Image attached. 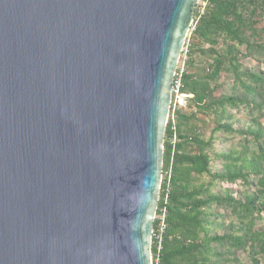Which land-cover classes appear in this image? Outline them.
Here are the masks:
<instances>
[{
	"label": "water",
	"instance_id": "95a60500",
	"mask_svg": "<svg viewBox=\"0 0 264 264\" xmlns=\"http://www.w3.org/2000/svg\"><path fill=\"white\" fill-rule=\"evenodd\" d=\"M199 1L0 0V264H153Z\"/></svg>",
	"mask_w": 264,
	"mask_h": 264
},
{
	"label": "trees",
	"instance_id": "16d2710c",
	"mask_svg": "<svg viewBox=\"0 0 264 264\" xmlns=\"http://www.w3.org/2000/svg\"><path fill=\"white\" fill-rule=\"evenodd\" d=\"M197 17L198 6L183 76V92L193 98L187 110L177 112L175 126L169 120L165 133L157 213L165 207L167 214L159 264H234L241 251H249L252 264H264V231L257 229L264 214V0H210L204 15ZM196 55L212 61L202 73L191 74ZM222 74L232 77V86L217 96ZM241 113L248 123L236 129ZM206 123L213 124L208 138ZM235 137L239 150H215L216 140ZM204 176L210 184L199 183ZM215 183H240L244 192H238L239 198L231 188L213 193ZM227 219L231 222L225 227ZM157 229L155 221L154 233ZM157 250L153 239L154 258Z\"/></svg>",
	"mask_w": 264,
	"mask_h": 264
},
{
	"label": "rangeland",
	"instance_id": "374dc122",
	"mask_svg": "<svg viewBox=\"0 0 264 264\" xmlns=\"http://www.w3.org/2000/svg\"><path fill=\"white\" fill-rule=\"evenodd\" d=\"M192 36L193 35H191L189 40L187 41V46H188L187 49L188 50L190 48V45L192 44V40H193ZM261 39H262L261 41L264 42V35L261 36ZM205 47L208 48V46H205ZM242 51H243V53H245L244 49H242ZM187 53H188V51H187ZM187 61H188V55L185 56L184 54H182L180 64H184V62H186V64H187ZM211 61L212 60L209 58H203L199 55H196L194 58V67L189 68V73H191V74L202 73L203 70L205 68H207V64L211 63ZM243 62L249 64V66L253 65V63L250 62V59H244ZM185 68L187 71L186 65H185ZM218 83L220 85V89L216 92L217 96L224 94V93H227L231 89L232 77L228 74H222ZM182 109L187 110L188 105L186 108H182ZM235 119L238 121V123H236L234 125L236 129L238 127L241 128L242 126H246L248 123V119L246 118L244 113L237 115ZM201 120H202V122H204L207 119L204 117H201ZM262 123L264 125V119H262ZM206 124L207 125L205 126V128H203L204 129L203 131H204L205 137L208 138V137H210V133H211V130L213 128V124L212 123H206ZM198 125L201 126L200 124H198ZM220 137H222V136L220 135ZM222 139H224V137H222ZM238 143H239V137H235V140H233V141L223 142V143L221 141L216 140V142L214 144V148H215V150H217L219 152L226 153V152H228V150H231L232 148H236V150H239V147H237ZM215 166L217 167V170H221L220 163H216ZM163 178H164V175H163ZM210 181L211 180L208 176H204L203 178H201L199 183L210 184ZM229 188H231L233 191L237 192V194H236V192L234 193V196H236L237 198H239L238 192H240V191L244 192V191H242L244 187H242L240 183H238L237 185H234V186H231V185L226 184V183H222V184L215 183V186L212 187V191H213V193H222V190L225 191V190H228ZM253 193L254 192H252L251 194H253ZM230 222H231V219L225 220L224 221L225 227H227ZM257 229L264 231V214H262V219L257 221ZM223 232L224 231H222V230L219 231L220 234H223ZM237 257H238V261L234 264H252L249 251H243V252L241 251L237 254Z\"/></svg>",
	"mask_w": 264,
	"mask_h": 264
},
{
	"label": "built area",
	"instance_id": "2783aa9c",
	"mask_svg": "<svg viewBox=\"0 0 264 264\" xmlns=\"http://www.w3.org/2000/svg\"><path fill=\"white\" fill-rule=\"evenodd\" d=\"M209 3H210V0H200L199 1L197 5L198 6V17H197L198 20L204 15L207 7L209 6ZM195 27H196V24H195V18H194L193 25L191 27V30L189 32L188 38L186 40V43H185V46L182 52V54H184L185 56L187 55V51H188L187 41L189 40L190 36L195 30ZM185 65H186V62H184V64H180V61H179L177 71L174 77V85H173L172 94H171V108H170V116H169V120L171 119L173 126H175L176 124L177 112L180 111L182 108H186L189 100L193 98L192 95H188L183 92V89H184L183 76L186 73ZM173 128L175 129V127ZM170 176H171L170 173L166 174L167 181H169ZM169 191H170V186L169 184H167L165 193H164L165 194L164 195L165 204H167ZM166 214H167V210L165 207H163L160 211V214L158 215V213H156V216H155V221H158V229L156 233L153 232V239L158 244V250H157V255L155 256V258L154 256L152 257L153 264H159V255H160L159 253L161 251V243L163 240V234L165 233V230H166Z\"/></svg>",
	"mask_w": 264,
	"mask_h": 264
}]
</instances>
